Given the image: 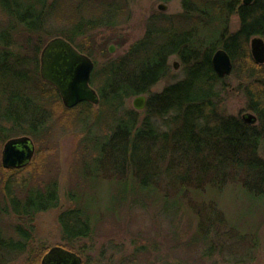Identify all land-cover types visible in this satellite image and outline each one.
<instances>
[{"label": "trees", "instance_id": "trees-1", "mask_svg": "<svg viewBox=\"0 0 264 264\" xmlns=\"http://www.w3.org/2000/svg\"><path fill=\"white\" fill-rule=\"evenodd\" d=\"M122 1L0 0L5 20L0 25V91L18 103V121L7 122L11 134L2 144L27 136L36 150L24 169L5 170L0 165L5 175L0 177V185L13 203L5 210L18 220L14 227L17 239L0 243V264L25 254L31 258L29 264H41L49 249L45 245L30 248L33 223L38 215L57 210L62 249L83 257V264H94L78 244L92 239L99 215L86 211L75 192L67 196L72 207L61 209L58 179H43L46 172L37 163L43 150L40 139L46 137L57 111L72 117L84 133L75 168L77 181H114L125 188L117 209L107 208L104 214L117 213L127 203L129 210L146 207L141 196L146 191L161 199L153 204L188 206L194 211L195 196L205 199L207 193L219 194L230 186H239L247 198L264 207V159L260 156L264 151V65L255 63L250 50L254 38L264 40V0H255L250 6L242 0H179L182 14L153 15L144 37L123 55L111 59L103 49L107 61L102 67L95 64L91 79L98 106L82 103L66 109L60 93L41 79L43 48L50 40L62 38L92 59L84 37L100 28H116ZM70 6L75 22L58 25L60 13L65 15ZM88 6L95 13L85 16ZM234 16L239 19V29L231 33ZM219 49L227 52L233 64L232 75L224 79L215 75L212 65ZM173 57L183 67V79L161 93H151L169 75ZM232 76L245 79L247 85L240 89L247 110L257 117L256 125L220 110L218 97ZM141 96L147 97L142 113L126 108L127 101ZM15 188L18 197L12 192ZM204 204L215 221L223 224L218 202L212 199ZM240 239L248 255L259 247L258 242L247 243L249 238ZM104 261L115 264L114 257L106 258L103 253L96 264Z\"/></svg>", "mask_w": 264, "mask_h": 264}, {"label": "rangeland", "instance_id": "rangeland-1", "mask_svg": "<svg viewBox=\"0 0 264 264\" xmlns=\"http://www.w3.org/2000/svg\"><path fill=\"white\" fill-rule=\"evenodd\" d=\"M121 5L122 12L116 28L112 30L100 28L84 37L85 48L92 54L94 64L99 67L107 61L103 49L107 50L111 59L123 55L133 43L144 37L147 22L153 15L162 13L173 17L183 12L179 0L166 4L158 0H124ZM161 5L167 6L165 12L158 10ZM93 9L92 6H88L87 10H84V15L95 13ZM62 13L58 18V25L75 22L76 17L71 6L65 15ZM4 21L0 14V25ZM238 29L239 19L234 16L230 22V32L235 33ZM111 47L115 50L114 54L109 52ZM169 64L171 68L169 75L152 88L151 93H161L168 85L183 79L184 72L180 61L173 57ZM236 78L237 76H232L228 80L227 87L220 93L218 101L220 110L225 115L242 119L244 115L252 113L247 110L248 102L244 90L240 89L242 85V88L246 87L245 79L243 76L240 77L241 80ZM15 88L17 92L16 85ZM16 92L14 90V93ZM133 102L134 99L127 101L126 108L134 110ZM54 118L52 126L48 127L46 137L40 139L39 145L43 150L38 156L37 163L41 166L42 173L46 172L43 179L44 177L58 179L61 209L72 207L67 196L75 192L82 198L81 202L86 211L93 213L94 217L99 215L98 221H95L92 239L78 244L87 251L85 255L91 257L94 264L102 253L106 258L114 257L115 264H264V207L260 202L247 198L239 186L232 188L230 186L219 194L211 191L204 196L205 199H202L203 195L195 196L198 201H194V211L188 206L153 204L151 202L159 200V196L146 191L141 195L148 203L146 207L129 210L127 203L117 213L114 210L115 212L110 211L114 213L104 214L107 208L117 209L116 206L124 197L125 188L114 181L87 180L80 184L76 179L75 168L80 160L81 152L78 148L84 133L80 131L72 117L57 111ZM11 120L18 121V103L6 98L1 90V166L5 145L2 143L11 134L6 124ZM260 156L264 159V151H260ZM4 176L0 172L2 179ZM38 180L37 178L36 183ZM12 192L18 197V189H12ZM212 199L219 204L218 210L223 216V224L219 222L220 220L215 221L207 208L208 204H204ZM12 204L5 189L0 185V243L17 239L14 234V227L18 224L17 217L7 214L5 210L6 207L12 208ZM59 213L57 210L37 216L33 223L34 234L30 248L37 249L40 245H45L50 250L63 245L57 218ZM240 238L245 240L249 238L247 243L258 242L259 247L248 255L249 253L246 254L242 247ZM1 253L3 256L6 255L4 250ZM80 258L83 260V257ZM30 259V256L25 254L8 264H29Z\"/></svg>", "mask_w": 264, "mask_h": 264}, {"label": "water", "instance_id": "water-1", "mask_svg": "<svg viewBox=\"0 0 264 264\" xmlns=\"http://www.w3.org/2000/svg\"><path fill=\"white\" fill-rule=\"evenodd\" d=\"M255 0H242L245 6H250ZM158 10L165 12L167 6L161 5ZM250 50L256 64L264 65V40L254 38ZM114 48L109 49L114 54ZM215 75L219 79L230 77L233 64L230 56L223 49H219L212 60ZM176 67V66H175ZM95 64L91 58L80 53L74 46L62 38H54L45 45L40 55L41 79L53 86L66 109H73L82 103L99 105V96L91 86ZM145 96L134 100V110L140 112L145 109ZM242 120L248 125H256L257 117L246 114ZM35 156V145L30 137L22 136L9 140L3 147L1 163L5 170H20L29 166ZM41 264H83L82 258L70 250L55 247L48 251Z\"/></svg>", "mask_w": 264, "mask_h": 264}, {"label": "bare ground", "instance_id": "bare-ground-1", "mask_svg": "<svg viewBox=\"0 0 264 264\" xmlns=\"http://www.w3.org/2000/svg\"><path fill=\"white\" fill-rule=\"evenodd\" d=\"M251 45V44H250ZM171 85V84H170Z\"/></svg>", "mask_w": 264, "mask_h": 264}]
</instances>
